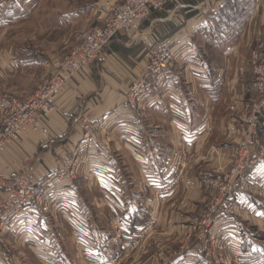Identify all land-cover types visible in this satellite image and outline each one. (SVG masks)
Masks as SVG:
<instances>
[{
  "label": "rangeland",
  "instance_id": "374dc122",
  "mask_svg": "<svg viewBox=\"0 0 264 264\" xmlns=\"http://www.w3.org/2000/svg\"><path fill=\"white\" fill-rule=\"evenodd\" d=\"M108 1L123 3L126 0H0V98L14 96L25 99L38 85L51 81L60 72L63 57L73 51L85 33L101 25L102 5ZM258 3L264 5V0H259ZM174 6L176 3L167 9L152 12L151 15L162 11L171 12ZM244 23L242 30L233 38L220 33V57L216 59L220 75L217 80L214 78V81L220 83V91L215 93L220 94V102L217 105L212 104L215 108L213 116L220 118V124L225 118L227 121L231 119L236 126L234 127L236 134L229 136L220 132V135H209L203 143L199 141L196 146L192 145V141L182 140L174 147L166 135L170 129L168 124L152 117L153 112L150 115L146 114L150 119L151 128H157L161 132L159 143L167 148L160 153L163 159L159 164L158 162L154 164L152 158L150 159L145 177L140 169L141 162L123 148L120 150L117 147L120 145L119 141H116L114 135L109 132L108 142L111 143L116 159L114 163L118 166L116 175L119 178L121 168L128 187L121 189L120 184L115 183L114 190L117 192H113L110 186L100 188V183L96 182L98 178L106 179L107 175L104 172L94 178L95 182L93 180L90 182L85 158L81 155L72 156L76 173L75 178L69 181H73L74 188L78 187L79 193L75 189L76 197L78 199L85 197L80 201L81 207L85 213L91 215L92 234L86 238L80 234V240L85 238L96 243L97 248L88 253L81 243L75 244L72 231L63 227L66 224L63 222L59 224L62 230L57 235L55 233L40 235V239L42 238L48 245L46 249L49 252L45 254L49 255L51 260L47 263L46 259L49 258H45L44 264H172L187 258L197 259V256L204 260L202 264H220L223 256L232 257L233 264H237L232 255L233 251L239 253L233 245L236 239L232 236H223L218 231V227L228 229L232 224H237L239 228L241 225L240 230H245L250 243L254 242L264 249V235L257 234L256 240L252 241V233H256L257 229L264 225L256 219L249 221L243 219L245 216L238 213L240 210L232 201L234 193L239 189L238 185L247 178L249 169L260 162L264 163V93L261 91L264 84V75H261L264 68L263 7L256 13L255 18ZM194 45L198 49H204L199 41ZM106 47L102 49L101 54ZM232 48L236 49L235 52L226 55L227 51L233 50ZM199 61V57L197 60L195 57L185 62L199 67ZM204 62L206 63V60ZM178 71L183 74V71ZM142 77L134 81L132 85L134 92L132 89L127 95L129 108L126 110L134 112L139 109V102L146 101L145 103L150 104L151 98L158 96L161 86H156L157 79L147 77L145 72ZM182 83L186 85L185 95L190 98L192 106L194 108L200 106L203 97L198 92L200 89L193 91L184 78ZM166 92L163 90L162 96L160 95L159 104L162 107L167 106ZM24 95L27 97L23 98ZM132 99L134 102L131 104ZM146 111L148 112V109ZM128 116H124L126 118L124 127H129L130 122L127 119L132 118V115ZM250 119H254L256 123L251 124L248 122ZM2 121L3 117L0 118V127ZM136 124L137 122L130 125ZM30 135L38 136L33 133ZM172 146L176 151L173 152L169 148ZM183 146L189 147L186 155L181 150ZM116 147L120 152L116 151ZM204 148H207L205 153L202 152ZM7 153L8 150L1 156L0 164ZM247 153L253 164L242 169L245 171L243 176L240 175L241 177L229 182L233 172L243 167L248 160ZM168 162L176 163L177 170L174 169V175L171 174V177L160 186H150L146 182L144 188L141 186L143 178L155 182L156 175H161L159 171L162 168L166 169ZM51 174L54 173H50L47 179L53 182ZM189 182L194 185L199 183L201 186L189 193L187 192L190 190ZM223 185L230 186L233 195L223 192ZM100 189L114 199H104ZM127 189L125 195L128 199H115L114 195L122 198L123 190ZM92 192L97 193V199L93 197ZM172 192L174 193L169 199ZM133 194L136 196L130 199ZM165 195L167 197L164 199ZM104 208L112 215H106ZM51 212L50 206L48 214ZM223 212L227 217L231 215L236 218V222L229 221L233 223L222 225L220 216ZM59 234L62 237H59ZM85 239L83 240L86 241ZM8 242L5 234L3 243H0L2 264H7L11 255L17 258L20 264H39L32 252L15 242V245H8ZM2 246H11V253L5 251V247ZM202 252H205V255L202 256ZM259 254H256V257L261 256ZM245 259L242 257V263L238 264H263L262 261Z\"/></svg>",
  "mask_w": 264,
  "mask_h": 264
},
{
  "label": "crops",
  "instance_id": "0c3cea01",
  "mask_svg": "<svg viewBox=\"0 0 264 264\" xmlns=\"http://www.w3.org/2000/svg\"><path fill=\"white\" fill-rule=\"evenodd\" d=\"M258 2L259 0H177L171 12L154 13L142 23L135 34H118L88 70L75 75L56 101L57 112L48 120L49 137L31 135L25 137L19 143L11 145L7 156L1 160L0 175H25L34 188L48 194L52 209L50 214L33 215L31 219L24 215L9 216L6 219L8 223L6 237L11 243L8 242V245L17 243L20 247L32 252L39 264H44L45 258H49L46 259L49 263L50 256L45 254L49 252L46 249L48 245L42 238L40 239V235L42 233L57 235L62 230L59 224L66 222L67 225L63 227L70 228L73 242L81 243L88 253H91V250L95 251L96 243L85 239L92 234L91 215L85 213L80 202L85 197L81 199L76 197L75 189L78 190V187H73V181L56 183L48 181L47 178L50 173L58 170L64 159L81 155L85 158L86 172L90 182L92 180L95 182L94 178L104 172L107 175L106 179L98 178L96 181L100 183V188L105 189V186H110L114 190L115 183H119L121 189L128 188L121 168L119 178L116 175L118 166L114 163L116 159L111 143L108 142L109 132L114 135L113 138L116 141H119L120 145L118 144L117 147L120 150L123 148L141 162L140 169L145 177H147L150 159L152 158L154 164L157 162L159 164L163 159L160 153L167 148L159 143L161 132L157 128H151L150 119L146 114L150 115L153 112L152 117L168 124L170 129L166 135L174 147H177L178 142L182 140L192 141V145L196 146L199 141L203 143L209 135H220V132L229 136L236 134L234 128L236 126L231 119L227 121L225 118V121L220 124V118L213 116L215 108L212 104L217 105L220 102V94L215 95L220 91V83L214 81V78L217 80L220 75V67L216 61L220 57V33L229 38L236 36L235 34L242 30H237V27L255 18L262 7L264 10V5ZM197 41L202 43L201 46L204 49L196 48L194 44ZM155 47L166 48L175 55L174 69H171L166 78L155 77L158 81L156 86H161V89L158 91V96L151 98L152 104L151 102L147 104L143 100L144 102H139L138 110L134 112L126 110L129 108L126 101L127 95L133 88L134 81L140 77L143 78L142 75L148 70L146 54ZM234 48L227 51L226 55L235 52ZM195 57L196 60L199 57V67L185 62ZM182 64L184 66H181ZM178 70L183 71V74L181 75ZM183 78L189 82L193 91L200 89L198 92L201 97L203 96L200 106L194 108L190 98L186 97L187 89L184 91L186 85L182 83ZM196 81L200 84H196ZM163 90L167 91L168 95L166 107L159 104ZM128 115H132V118L127 120L130 124L137 122L136 126L128 124L129 127H124L126 120L124 116L129 117ZM1 117H3V110L0 107ZM85 123L90 126V129H85ZM173 146L169 148L174 152L176 148ZM117 147L116 151L120 152ZM206 149L204 148L202 152L205 153ZM175 164L172 162L166 169H159L162 177L157 174L155 182L141 179V186L144 188L145 182L154 187L162 185L161 183L171 177L174 169L177 170ZM247 173V178L238 185L239 189L235 192L232 201L236 203L235 207L239 208L238 213L245 216L243 219L248 221L256 219L264 225V163H258ZM188 185L189 193L201 186L199 183L194 185L192 182ZM6 191L7 188L0 187V198ZM127 192L128 189L123 190L124 198L113 195L115 199H128L125 195ZM100 193L104 195V199H114L109 197L110 195L107 196V192L103 193L102 189ZM173 193L169 194V199ZM92 195L97 199V193L94 192ZM135 196L133 194L130 199ZM99 197H101L100 194ZM165 197L167 195L163 196L164 199ZM107 214L111 212L106 210ZM220 218L222 225L233 223L229 221L236 222V218L231 215L227 217L225 212ZM239 226L241 228V225ZM240 228L237 224H232L228 229L218 227V231L223 236H232L236 239L233 245L240 256L246 258L245 260L262 261L264 264L262 259L264 249L254 242L250 243L245 230L242 231ZM80 234L85 238L80 240ZM257 234L264 235V227L252 233V241L256 240ZM59 237L62 236L59 234ZM11 246L8 247L10 253ZM256 254L261 256L256 257ZM203 255L205 252H202ZM248 257L250 259H247ZM9 259L7 264H20L13 255L9 256ZM203 262L204 260L197 256V259L187 258L172 264H202ZM0 264H2L1 260Z\"/></svg>",
  "mask_w": 264,
  "mask_h": 264
},
{
  "label": "built area",
  "instance_id": "2783aa9c",
  "mask_svg": "<svg viewBox=\"0 0 264 264\" xmlns=\"http://www.w3.org/2000/svg\"><path fill=\"white\" fill-rule=\"evenodd\" d=\"M176 1L126 0L123 3L118 1L104 2L102 5L103 16H101V25L95 26L85 33L82 41L73 51L63 57L61 70L51 81L38 85L33 93L25 99L14 96L0 98V107L3 110V121L0 127V158L11 145L19 143L31 133L38 134V136L44 138L49 137L48 120L52 114L57 112L56 101L75 78V75L88 70L100 58L102 49L117 34H135L142 22L150 18L152 12L167 9L175 4ZM147 59V77L163 78L173 68L175 55L166 48L155 47L148 51ZM261 75H264V68L261 70ZM140 88L138 89L140 90ZM261 88L262 93H264V84ZM132 89V92H134V88ZM148 92H150V89H148ZM133 102L134 99H132L131 104ZM248 122L251 124L256 123L254 119H250ZM41 124L43 126H40ZM85 129H90L87 123H85ZM188 148L186 146L181 148L185 155ZM238 153L237 151V155ZM248 156L247 153L248 160H246L243 167L233 172L229 182L241 177L240 175L243 176L245 171L242 169L253 164ZM53 173L51 174L53 175V182L69 181L75 178L76 167L71 159L66 158L62 161L58 170ZM0 187L7 188V191L0 198V243H3V236L7 233L8 226L6 219L9 216L24 215L31 219L33 215L48 214L51 203L48 194L34 188L25 175H0ZM229 189L230 186L223 185L222 187L223 192L232 194V189L230 191ZM229 197L231 196L229 195ZM2 247H5V251H9L8 247ZM233 252L232 255L235 257V262L237 264L242 263L240 254ZM233 263L234 259L230 256L227 258L223 256V260H220V264Z\"/></svg>",
  "mask_w": 264,
  "mask_h": 264
},
{
  "label": "trees",
  "instance_id": "16d2710c",
  "mask_svg": "<svg viewBox=\"0 0 264 264\" xmlns=\"http://www.w3.org/2000/svg\"><path fill=\"white\" fill-rule=\"evenodd\" d=\"M244 27V24H242L241 26L237 27V30H241ZM262 132V131H261ZM260 132V133H261ZM139 218V216H137Z\"/></svg>",
  "mask_w": 264,
  "mask_h": 264
},
{
  "label": "bare ground",
  "instance_id": "6f19581e",
  "mask_svg": "<svg viewBox=\"0 0 264 264\" xmlns=\"http://www.w3.org/2000/svg\"><path fill=\"white\" fill-rule=\"evenodd\" d=\"M53 115V114H52ZM40 126H43V124H41Z\"/></svg>",
  "mask_w": 264,
  "mask_h": 264
}]
</instances>
